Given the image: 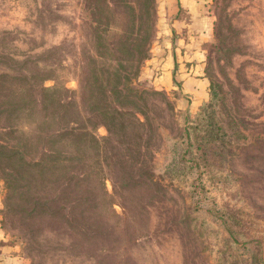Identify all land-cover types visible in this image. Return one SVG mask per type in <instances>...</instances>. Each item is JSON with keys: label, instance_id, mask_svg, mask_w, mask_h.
Wrapping results in <instances>:
<instances>
[{"label": "rangeland", "instance_id": "rangeland-1", "mask_svg": "<svg viewBox=\"0 0 264 264\" xmlns=\"http://www.w3.org/2000/svg\"><path fill=\"white\" fill-rule=\"evenodd\" d=\"M162 4L0 0V246L20 264H264V0L197 1L196 106L155 81L181 35Z\"/></svg>", "mask_w": 264, "mask_h": 264}, {"label": "crops", "instance_id": "crops-1", "mask_svg": "<svg viewBox=\"0 0 264 264\" xmlns=\"http://www.w3.org/2000/svg\"><path fill=\"white\" fill-rule=\"evenodd\" d=\"M197 1L198 0H162L165 15L167 14L166 16L173 18V16L179 14V17H177L173 24L176 29H178L175 32L177 33L178 31L181 35L179 36L177 46L167 49L164 61L161 60V65L158 66V68L161 69V76L159 77L161 80H158V77L155 78V81H162L169 87L173 85V79L180 82L181 90L183 94L189 98L191 106L201 104L208 96V84L200 72V66L197 62L198 52L194 50L190 51L193 45V36L189 32L193 30L192 21L195 20L197 16V13H195L196 15L193 13L197 10ZM187 19L189 20L187 21ZM1 238L5 239L4 233L0 227V239ZM20 263L19 256L14 253V247L12 245L3 244L0 246V264Z\"/></svg>", "mask_w": 264, "mask_h": 264}, {"label": "trees", "instance_id": "trees-1", "mask_svg": "<svg viewBox=\"0 0 264 264\" xmlns=\"http://www.w3.org/2000/svg\"><path fill=\"white\" fill-rule=\"evenodd\" d=\"M199 128H201L200 124H197L196 126L187 128L186 129L187 138L190 139L189 130H196V129H199ZM205 148H206V146L202 145V143L199 142V141L196 142V145H195V148H194L199 153V155H201V158L204 160V162L207 161V155H206V152L204 151Z\"/></svg>", "mask_w": 264, "mask_h": 264}]
</instances>
